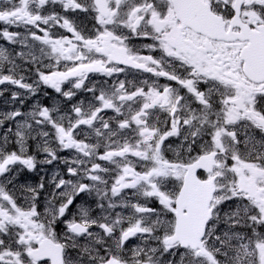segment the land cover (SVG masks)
Segmentation results:
<instances>
[{
    "label": "snow or ice",
    "instance_id": "obj_1",
    "mask_svg": "<svg viewBox=\"0 0 264 264\" xmlns=\"http://www.w3.org/2000/svg\"><path fill=\"white\" fill-rule=\"evenodd\" d=\"M0 264H264V0H0Z\"/></svg>",
    "mask_w": 264,
    "mask_h": 264
},
{
    "label": "flooded vegetation",
    "instance_id": "obj_2",
    "mask_svg": "<svg viewBox=\"0 0 264 264\" xmlns=\"http://www.w3.org/2000/svg\"><path fill=\"white\" fill-rule=\"evenodd\" d=\"M39 179V176L35 173L28 174V180L31 182H37Z\"/></svg>",
    "mask_w": 264,
    "mask_h": 264
},
{
    "label": "rangeland",
    "instance_id": "obj_3",
    "mask_svg": "<svg viewBox=\"0 0 264 264\" xmlns=\"http://www.w3.org/2000/svg\"><path fill=\"white\" fill-rule=\"evenodd\" d=\"M51 170H52V169H51V166H49V169H48L49 173L51 172Z\"/></svg>",
    "mask_w": 264,
    "mask_h": 264
}]
</instances>
